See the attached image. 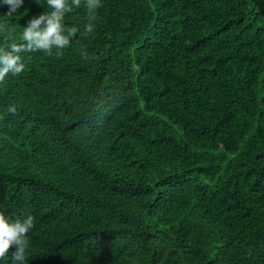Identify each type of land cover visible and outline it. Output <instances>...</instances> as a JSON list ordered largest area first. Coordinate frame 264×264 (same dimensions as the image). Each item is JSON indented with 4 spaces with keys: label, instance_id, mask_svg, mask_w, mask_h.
Returning <instances> with one entry per match:
<instances>
[{
    "label": "trees",
    "instance_id": "1",
    "mask_svg": "<svg viewBox=\"0 0 264 264\" xmlns=\"http://www.w3.org/2000/svg\"><path fill=\"white\" fill-rule=\"evenodd\" d=\"M50 11L0 5V48ZM94 15L84 36L74 7L63 56L22 53L0 82V213L35 217L27 264H264V2Z\"/></svg>",
    "mask_w": 264,
    "mask_h": 264
},
{
    "label": "clouds",
    "instance_id": "2",
    "mask_svg": "<svg viewBox=\"0 0 264 264\" xmlns=\"http://www.w3.org/2000/svg\"><path fill=\"white\" fill-rule=\"evenodd\" d=\"M83 2L90 17V22L84 26V36L94 32L95 25L92 21L96 19L94 13L102 7V0H46L50 12L33 17L23 28L21 39L23 43H11L10 46L0 48V82L11 74L20 75L25 68L22 62V53L43 52L51 56L53 50L57 57L63 56V50L69 47L71 40L76 37L79 29L77 27H65L63 20L67 13L73 8H79ZM24 0H0V5L8 6L6 17L13 14L23 6ZM6 25L0 23V32H3L5 40H14V30L6 29ZM15 113V108H9ZM35 217L28 213L22 218H9L0 213V259H6L9 251L15 246L12 253V264H27L26 252L30 241L28 233L34 228Z\"/></svg>",
    "mask_w": 264,
    "mask_h": 264
},
{
    "label": "water",
    "instance_id": "3",
    "mask_svg": "<svg viewBox=\"0 0 264 264\" xmlns=\"http://www.w3.org/2000/svg\"><path fill=\"white\" fill-rule=\"evenodd\" d=\"M264 2V0H262Z\"/></svg>",
    "mask_w": 264,
    "mask_h": 264
}]
</instances>
